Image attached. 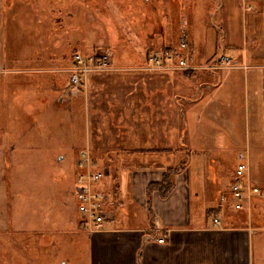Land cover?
I'll return each mask as SVG.
<instances>
[{
    "label": "crops",
    "instance_id": "1",
    "mask_svg": "<svg viewBox=\"0 0 264 264\" xmlns=\"http://www.w3.org/2000/svg\"><path fill=\"white\" fill-rule=\"evenodd\" d=\"M194 2L168 0L166 8L160 6L161 36L152 37L158 46L147 51L145 66L120 67L124 80L133 81V90L121 98H105L98 117L90 100L80 107L78 98L64 95L66 83L56 81L61 74L49 64L44 47L38 44L26 54L24 44L15 48V36H0L3 168L13 161L16 145L33 133L26 145L38 148L45 166L68 157L76 166L87 148L109 169L102 184L110 197L109 217L105 229L94 234L79 224L77 170L72 184L65 179L46 192V199L56 201L55 226H69L72 240L87 250L89 264H264V0L213 2L211 14L218 17L224 36L242 37L227 46L230 57L244 65L214 72L147 69L148 54L177 46L167 36H181L185 26L195 36L191 45L197 61L208 62L218 54V46L199 41L198 36L208 34L189 32ZM98 75L92 73L89 79ZM33 77L37 80L31 81ZM69 100L64 111L62 105ZM223 106L231 112L223 113ZM242 109L245 124L240 121ZM95 119L103 121L99 136L93 130ZM116 120L117 127L112 123ZM40 136L43 147L35 139ZM242 152L248 154L251 185L262 188L250 199V208L238 210L230 186ZM168 172L175 181L173 190L163 197L155 189L149 196L150 185L163 182ZM163 234L167 240L160 243Z\"/></svg>",
    "mask_w": 264,
    "mask_h": 264
},
{
    "label": "rangeland",
    "instance_id": "2",
    "mask_svg": "<svg viewBox=\"0 0 264 264\" xmlns=\"http://www.w3.org/2000/svg\"><path fill=\"white\" fill-rule=\"evenodd\" d=\"M213 2L214 0H195L190 6L189 32L191 35L197 32L208 34L209 36H198L199 41L201 44L209 43V47L218 46V54L208 62L197 61L191 45L195 36H188L190 47L187 53L182 49V54L190 56L193 67L189 70L214 72L244 65L230 57L232 50L227 46L228 42H239L242 37L224 36L218 17L211 14L215 10ZM167 3L168 0H0V36H15V44L12 42L15 48L22 49L24 44L26 54L31 53L32 48H37L38 44L40 49L44 47L49 64L51 67L54 64L53 68L58 69L56 72L61 74L56 81L66 83L64 95L67 98H78L80 107H85L86 101L90 100L98 117L106 102L105 98H121L123 93L133 90V81L128 83L124 80L126 75L120 67L129 70V67L139 69L145 66L147 51L158 46L159 42L153 41L152 37L161 36H158L162 32L160 17L163 16L160 6L164 4L166 8ZM156 5L159 6L158 9H155ZM239 13L241 14L240 8L236 9V16ZM174 22L173 25H176ZM239 26L240 23L237 22L234 28L236 35H239ZM174 28L175 26L172 29ZM185 28L186 26L184 31ZM176 34L174 32V35L171 34L173 36L167 37L174 39L171 45L177 40L178 45L174 48L180 50L181 36H175ZM75 51L110 54L111 68L93 72L100 74L93 80L89 79L90 73L76 88L72 81ZM135 53L137 57L134 58ZM62 56L64 58L60 60ZM227 58H230L231 63L227 62ZM49 75L54 77L52 73ZM49 75L45 78L48 81L51 80ZM16 80L23 79L18 77ZM33 80L37 79L33 77L31 81ZM86 86L87 89L84 88ZM69 103L70 100L63 103L64 111L68 110ZM222 110L225 114L231 112L228 106H223ZM240 113L245 115L244 109ZM242 116L241 124H245V117ZM102 123L103 121L95 119L94 134L99 136ZM112 123L118 126L117 120ZM30 135L24 138V143L16 145L9 168H3L0 161V264H89V258L86 259L87 250L74 242L76 240H72L74 235H71L69 226L64 230L55 226L53 219L56 201L46 199V192L58 187L60 182L65 179L67 183L74 182V158L68 157L61 164L45 166L40 163L39 156L42 154L38 148L26 145L34 138L33 133ZM35 139L39 141L38 145H42L41 136ZM47 240L50 242L47 243Z\"/></svg>",
    "mask_w": 264,
    "mask_h": 264
},
{
    "label": "built area",
    "instance_id": "3",
    "mask_svg": "<svg viewBox=\"0 0 264 264\" xmlns=\"http://www.w3.org/2000/svg\"><path fill=\"white\" fill-rule=\"evenodd\" d=\"M188 32L182 31L180 38V50L174 47H166L163 50L151 52L146 61V68L150 71H174L192 69L189 54L185 57L182 53L189 50L190 41ZM184 51H183V50ZM231 63L230 58L226 59ZM75 70L72 81L77 88L85 77L95 71L109 70L111 67V55L107 53L93 51L89 54L75 51L73 53ZM77 189L75 197L77 209L81 215L79 224L89 232L94 234L102 231L106 227L109 217L107 205L110 202L109 194L102 189V184L108 177L107 166L93 157L90 149H83L76 163ZM250 164L248 154L240 153L239 162L235 168L234 180L230 186V191L234 200L235 208L244 210L250 208V199L253 195L261 192L257 186H252L249 178ZM219 223V219H215ZM167 235L163 234L158 241L165 243Z\"/></svg>",
    "mask_w": 264,
    "mask_h": 264
},
{
    "label": "trees",
    "instance_id": "4",
    "mask_svg": "<svg viewBox=\"0 0 264 264\" xmlns=\"http://www.w3.org/2000/svg\"><path fill=\"white\" fill-rule=\"evenodd\" d=\"M146 61H147V59H146ZM174 186H175V181H174V178L172 176V172H168L166 174L163 182L150 185L149 190H148V194H149V196H151L152 191L155 189H158L161 192L162 196L166 197L173 190Z\"/></svg>",
    "mask_w": 264,
    "mask_h": 264
}]
</instances>
